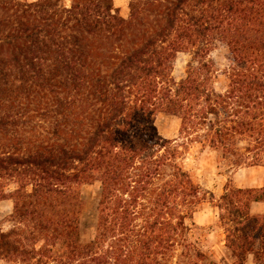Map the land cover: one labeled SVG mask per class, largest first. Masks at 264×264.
<instances>
[{"label":"trees","instance_id":"obj_1","mask_svg":"<svg viewBox=\"0 0 264 264\" xmlns=\"http://www.w3.org/2000/svg\"><path fill=\"white\" fill-rule=\"evenodd\" d=\"M0 0V264H264V186L216 206L234 262L191 240V147L264 165V0ZM226 48L225 84L212 52ZM192 54L185 77L179 53ZM159 113L180 121L164 138ZM100 182L91 239L81 187ZM4 221L9 223L4 228Z\"/></svg>","mask_w":264,"mask_h":264},{"label":"rangeland","instance_id":"obj_2","mask_svg":"<svg viewBox=\"0 0 264 264\" xmlns=\"http://www.w3.org/2000/svg\"><path fill=\"white\" fill-rule=\"evenodd\" d=\"M130 0H114L115 7L118 8L120 15L125 18L129 17ZM226 48L218 46L211 57L214 59L216 67L220 69L217 77V87L225 84V76L221 73L227 65ZM192 61V54L179 53L177 55L173 76L176 80L185 77L188 70V64ZM155 124L160 134L166 139H175L179 136L180 121L178 118L166 113H159L156 117ZM186 169H188L194 180L200 184L207 194L206 201L194 215L196 227L191 233V240L200 247L210 259L217 262H234V257L226 245V230L220 219V210L216 206L218 198L225 191L227 179L232 177L233 169H228L221 162H218V155L215 151L199 146H193L182 159ZM264 168L254 167L246 177L256 184L264 176ZM241 179L236 177L233 185L237 186ZM101 189L100 182L86 184L81 187V195L84 200V210L81 214V230L84 240L92 238L96 223L98 197ZM13 203L11 200L0 201V218L5 219L12 212ZM4 228L9 227V223L4 221ZM247 264H254L252 256L249 257Z\"/></svg>","mask_w":264,"mask_h":264},{"label":"crops","instance_id":"obj_3","mask_svg":"<svg viewBox=\"0 0 264 264\" xmlns=\"http://www.w3.org/2000/svg\"><path fill=\"white\" fill-rule=\"evenodd\" d=\"M254 167H261L264 168V165H258V166H250V167H240L237 169H234L232 171V177H230L229 179L236 181V177L237 179L240 178L241 180L239 181V183L237 184L236 187H262L264 186V176L260 178V180L257 181L256 184H253L252 182H250V180L246 177L247 173H250L252 171V168ZM264 173V170H262ZM228 181V179H227ZM250 212L253 215H261L264 213V202L261 201H255L252 202L251 206H250Z\"/></svg>","mask_w":264,"mask_h":264}]
</instances>
